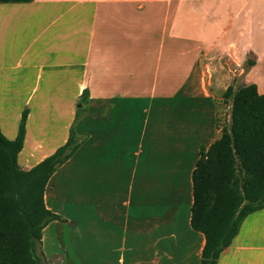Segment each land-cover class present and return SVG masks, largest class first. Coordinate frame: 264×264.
I'll list each match as a JSON object with an SVG mask.
<instances>
[{"label": "crops", "instance_id": "1", "mask_svg": "<svg viewBox=\"0 0 264 264\" xmlns=\"http://www.w3.org/2000/svg\"><path fill=\"white\" fill-rule=\"evenodd\" d=\"M248 83L264 92V0L0 3V131L26 110L19 166L78 141L45 186L44 263L199 264L192 170L229 121L223 92ZM215 264H264V207Z\"/></svg>", "mask_w": 264, "mask_h": 264}, {"label": "trees", "instance_id": "2", "mask_svg": "<svg viewBox=\"0 0 264 264\" xmlns=\"http://www.w3.org/2000/svg\"><path fill=\"white\" fill-rule=\"evenodd\" d=\"M31 0H0L29 2ZM253 63L247 59L246 66ZM83 90L79 103L86 100ZM228 123L207 147L201 146L191 174L190 224L204 236L199 264H215L249 212L264 207V92L253 83L229 85ZM23 110L14 138L0 131V264H45L43 227L58 215L44 203L48 179L76 149L70 129L67 140L29 169L17 161L25 134Z\"/></svg>", "mask_w": 264, "mask_h": 264}, {"label": "rangeland", "instance_id": "3", "mask_svg": "<svg viewBox=\"0 0 264 264\" xmlns=\"http://www.w3.org/2000/svg\"><path fill=\"white\" fill-rule=\"evenodd\" d=\"M222 113H224V110L222 111ZM222 117H224V115H221V118ZM226 123V122H225ZM225 123H221V125H223V124H225ZM50 230H46V232H45V234H46V239H45V241H44V243L42 244V245H40V247L41 246H44L45 247V250H43V251H45L46 252V254L48 255V260H49V262L51 261V253H52V251H51V244H52V241H51V234H50V232H49ZM44 249V248H43ZM69 252H71V253H73V255H75V254H77V253H79L80 251H69ZM46 256V255H45ZM42 258H43V256H42ZM73 261L75 262V264H82V261L81 260H79L78 259V257H76V256H74L73 257Z\"/></svg>", "mask_w": 264, "mask_h": 264}]
</instances>
